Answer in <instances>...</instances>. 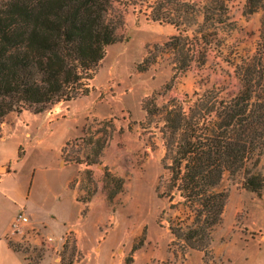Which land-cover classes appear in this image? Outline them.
I'll use <instances>...</instances> for the list:
<instances>
[{"label":"rangeland","instance_id":"rangeland-1","mask_svg":"<svg viewBox=\"0 0 264 264\" xmlns=\"http://www.w3.org/2000/svg\"><path fill=\"white\" fill-rule=\"evenodd\" d=\"M117 1L116 9L123 17V27L119 31L121 41L108 47L105 59L89 82V94L71 102H61L41 114L30 110L10 113L0 125V132L3 124H7L16 125L15 128L32 135L19 150L21 156L27 152L23 174L32 181L35 170L38 180L42 177L40 169L50 166V157H55L63 136L58 133L52 140L53 147L47 151V159L37 160L40 151L36 143L44 137H40L39 132L35 134V129L48 120L60 121L64 127H73L74 131L77 129V137L69 142L63 160L80 165L73 188L79 198L90 199L81 212V230L90 252L83 261L75 241L69 240L62 251V264L82 261L84 264H208L211 252L204 257L203 253L194 251L182 255L179 246L170 249L174 239L168 231V222H159L162 212L168 210V203L156 193L163 174L161 161L165 147L159 128L164 122L161 117L148 118L143 105L148 103L152 108L150 100L155 96L157 105L162 107L169 98L184 101L212 87L225 92L236 91V69L230 63L239 64L240 57L247 59L253 69H257L253 64L257 59H263L264 63L263 13L246 16L247 0H229L232 24L219 36L211 38L208 50L190 46L187 54L186 50L193 43L190 41L182 58L175 57L164 47L179 31L169 23L154 21L153 10L159 2L205 5L209 0ZM201 21L199 16L186 25L188 37H194L198 26L193 24ZM187 55L191 62L189 69L178 74L172 84L177 60ZM147 57L150 62H155L146 72H139L138 66ZM168 84L173 87L167 93ZM254 90L264 95V80L262 86ZM90 141L93 144L102 142L98 156ZM94 161L99 165H92ZM249 168L264 175V156L257 169L251 165ZM74 170V167L68 168V171ZM107 174L124 181L121 193L112 196L111 200L109 195L117 185L108 184ZM244 179L245 171L223 176L220 190L231 200L228 199L223 224L213 239L217 243H220L221 235L250 211L255 217L264 214V189L260 195L248 192L244 189ZM41 193L46 195V191ZM242 204L246 206L239 211ZM62 230L60 227L54 232L45 231V234L56 238L54 234H61ZM217 246L220 249L221 246ZM17 249L27 254L30 264H39L43 257L42 250L25 244Z\"/></svg>","mask_w":264,"mask_h":264},{"label":"trees","instance_id":"trees-1","mask_svg":"<svg viewBox=\"0 0 264 264\" xmlns=\"http://www.w3.org/2000/svg\"><path fill=\"white\" fill-rule=\"evenodd\" d=\"M117 2L0 0V125L10 113L30 110L41 114L89 94V82L108 47L121 41L123 17ZM260 11L264 25V0H247L246 16ZM199 16L202 21L193 24L198 30L191 39L186 25ZM230 16L229 0H209L205 5L169 1L158 3L152 19L177 28L179 34L164 47L183 58L190 41L187 54L190 46L208 50L211 38L232 24ZM256 61L258 70L242 57L239 64L230 63L236 69L234 92L212 87L184 101L169 98L162 107L155 96L150 100L152 108L143 105L148 118L161 117L164 122L159 128L165 147L163 174L156 193L167 201L168 210L159 222L167 220L174 239L170 249L179 246L182 255L194 251L207 257L211 252L229 199L220 190L225 173L245 171L246 191L260 195L264 189V175L249 168L257 169L264 156V95L254 90L262 86L264 63L263 59ZM153 62L147 57L138 66L139 72H146ZM190 63L188 55L177 60L172 84ZM172 87L167 85V93ZM68 146L69 142L63 156ZM102 147L101 141L94 142V154L98 156ZM106 177L108 184L117 185L109 195L111 200L121 193L124 181ZM78 201L86 205L90 199L78 197Z\"/></svg>","mask_w":264,"mask_h":264},{"label":"crops","instance_id":"crops-1","mask_svg":"<svg viewBox=\"0 0 264 264\" xmlns=\"http://www.w3.org/2000/svg\"><path fill=\"white\" fill-rule=\"evenodd\" d=\"M15 127L3 124L0 132V169L8 167L0 173V264H30L27 254L17 249L22 244L43 251L39 264H62L55 256L56 250L63 249L62 244L43 246V237H52L45 231L54 232L60 227L63 229L61 234H54V237L59 239L70 234V241H75L77 253L83 256L84 261L86 253L90 252L81 230V212L85 205L78 201L77 191L73 188L80 165L63 160L62 153L65 145L77 137V129L74 131L73 127H64L60 121L53 120L41 123L40 128L35 129V134L39 132L40 137H44L36 143L40 151L36 155L37 160L47 159V151L53 147L52 140L58 133H63V136L55 157H50V166L40 169L42 177L38 180L35 170L31 181L23 174L28 161L27 152L21 156L19 150L32 135ZM72 167L76 170L68 171ZM41 191H46V195L42 196ZM245 206L242 204L238 210ZM22 212L30 224L23 228L22 234L14 235L11 227ZM220 237V243L213 240L208 264H264V214L255 217L250 211ZM83 261L77 264H84Z\"/></svg>","mask_w":264,"mask_h":264},{"label":"built area","instance_id":"built-area-1","mask_svg":"<svg viewBox=\"0 0 264 264\" xmlns=\"http://www.w3.org/2000/svg\"><path fill=\"white\" fill-rule=\"evenodd\" d=\"M29 224H30L29 218L23 212L19 213L18 216L15 218L13 225L11 227L13 234L14 235L22 234L24 232L23 228L25 226H28ZM34 231L36 232V229ZM38 233L39 232L37 231V234ZM70 239H71L70 234L66 235L65 237L59 238V239H56L53 237H47V238L43 237V246L49 247V246L54 245L55 243H60L65 247L67 242ZM64 247H63V249H64ZM63 249H58L55 251V256L59 262H62V251H63Z\"/></svg>","mask_w":264,"mask_h":264},{"label":"water","instance_id":"water-1","mask_svg":"<svg viewBox=\"0 0 264 264\" xmlns=\"http://www.w3.org/2000/svg\"><path fill=\"white\" fill-rule=\"evenodd\" d=\"M4 170H5V168L3 167V168H1L0 169V173H4Z\"/></svg>","mask_w":264,"mask_h":264}]
</instances>
